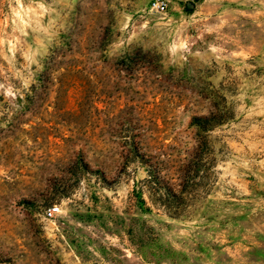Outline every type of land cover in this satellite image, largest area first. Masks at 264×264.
Here are the masks:
<instances>
[{
	"label": "rangeland",
	"instance_id": "rangeland-1",
	"mask_svg": "<svg viewBox=\"0 0 264 264\" xmlns=\"http://www.w3.org/2000/svg\"><path fill=\"white\" fill-rule=\"evenodd\" d=\"M154 1L0 0V264H264V0Z\"/></svg>",
	"mask_w": 264,
	"mask_h": 264
},
{
	"label": "built area",
	"instance_id": "built-area-1",
	"mask_svg": "<svg viewBox=\"0 0 264 264\" xmlns=\"http://www.w3.org/2000/svg\"><path fill=\"white\" fill-rule=\"evenodd\" d=\"M154 4L156 5V7L160 8V9H164L165 5H166V1L165 0H156L154 1ZM58 210V207L56 206H49L45 213L47 217H51L55 214V212Z\"/></svg>",
	"mask_w": 264,
	"mask_h": 264
},
{
	"label": "trees",
	"instance_id": "trees-1",
	"mask_svg": "<svg viewBox=\"0 0 264 264\" xmlns=\"http://www.w3.org/2000/svg\"><path fill=\"white\" fill-rule=\"evenodd\" d=\"M207 122H208V119L205 118L203 121H202V126L205 127L207 125Z\"/></svg>",
	"mask_w": 264,
	"mask_h": 264
},
{
	"label": "water",
	"instance_id": "water-1",
	"mask_svg": "<svg viewBox=\"0 0 264 264\" xmlns=\"http://www.w3.org/2000/svg\"><path fill=\"white\" fill-rule=\"evenodd\" d=\"M188 5H189V6H193L194 3H193L192 1H189V2H188Z\"/></svg>",
	"mask_w": 264,
	"mask_h": 264
}]
</instances>
